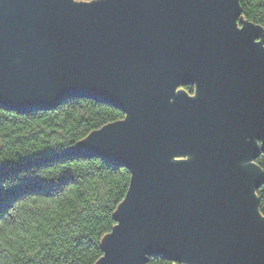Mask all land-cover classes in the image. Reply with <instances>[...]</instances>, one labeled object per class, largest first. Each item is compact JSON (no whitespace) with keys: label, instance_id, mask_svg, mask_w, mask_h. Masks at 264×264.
<instances>
[{"label":"water","instance_id":"obj_1","mask_svg":"<svg viewBox=\"0 0 264 264\" xmlns=\"http://www.w3.org/2000/svg\"><path fill=\"white\" fill-rule=\"evenodd\" d=\"M241 13L238 0H0V109L87 97L125 115L67 150L131 172L95 264H264V30Z\"/></svg>","mask_w":264,"mask_h":264},{"label":"trees","instance_id":"obj_2","mask_svg":"<svg viewBox=\"0 0 264 264\" xmlns=\"http://www.w3.org/2000/svg\"><path fill=\"white\" fill-rule=\"evenodd\" d=\"M238 1L243 18L264 30V0ZM124 116L87 97L23 114L0 109V264H95L103 255L131 172L67 150ZM254 162L264 172V151ZM255 195L264 215V179ZM146 264L179 263L156 255Z\"/></svg>","mask_w":264,"mask_h":264},{"label":"built area","instance_id":"obj_3","mask_svg":"<svg viewBox=\"0 0 264 264\" xmlns=\"http://www.w3.org/2000/svg\"><path fill=\"white\" fill-rule=\"evenodd\" d=\"M189 93V92H188ZM190 95L194 94V87H193V92L192 93H189Z\"/></svg>","mask_w":264,"mask_h":264},{"label":"flooded vegetation","instance_id":"obj_4","mask_svg":"<svg viewBox=\"0 0 264 264\" xmlns=\"http://www.w3.org/2000/svg\"><path fill=\"white\" fill-rule=\"evenodd\" d=\"M185 86H187V85H184V86H180V88H184Z\"/></svg>","mask_w":264,"mask_h":264}]
</instances>
